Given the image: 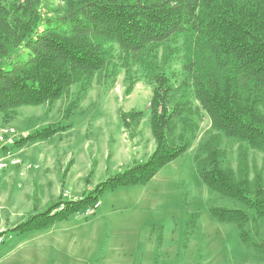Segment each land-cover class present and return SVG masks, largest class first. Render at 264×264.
<instances>
[{
	"label": "trees",
	"instance_id": "trees-1",
	"mask_svg": "<svg viewBox=\"0 0 264 264\" xmlns=\"http://www.w3.org/2000/svg\"><path fill=\"white\" fill-rule=\"evenodd\" d=\"M60 1L65 10L48 16L44 0H0V115L21 106L53 105L80 84L77 100L69 105L75 108L96 73L111 65L119 49L127 74L138 65L153 84L150 126L155 149L146 161L132 163L83 197H61L7 232L48 227L93 207L104 191L146 184L191 147L200 111L211 124L195 154L204 183L254 209L257 218L264 217V172L250 162L247 152L248 148L264 154V0ZM181 39L186 77L176 88L177 75L163 71L157 60L160 48L171 51ZM179 89L183 90L177 98ZM143 116L142 111L122 113L125 128ZM179 124L189 131L188 138L178 134ZM65 129L52 125L14 146L48 139ZM224 140L239 144L236 169L221 166ZM211 213L241 228L249 221L238 209L212 208Z\"/></svg>",
	"mask_w": 264,
	"mask_h": 264
},
{
	"label": "rangeland",
	"instance_id": "rangeland-1",
	"mask_svg": "<svg viewBox=\"0 0 264 264\" xmlns=\"http://www.w3.org/2000/svg\"><path fill=\"white\" fill-rule=\"evenodd\" d=\"M44 6V13L48 16L58 15L66 8V4L60 0H44ZM115 53L111 65L96 73L88 91L81 96L75 108L70 109L69 105L77 100L80 84H75L69 94L62 96L53 105L44 103L21 106L7 116L0 115V132L3 129L12 130L0 141V146L14 134L18 141L43 128L67 124L74 127L67 126L68 129L53 135L56 138L48 143L50 147L55 143L58 149H63L61 146L65 141L68 145L73 141V148H80L88 138L90 151L97 145L98 156H101L102 142L106 140L111 144L116 141L124 145L134 142L136 138L145 142L147 138L144 130L138 136L136 133L140 124L151 131L150 101L153 84L145 70L138 65H132L131 72L127 74L128 68L119 58L121 52L116 49ZM184 60L182 39L180 43L173 44L171 51L159 49L157 63L163 71L177 75L176 88L186 77ZM131 80L135 81L133 85L130 84ZM130 85L132 91L127 94L126 89ZM183 89L178 90L177 98ZM138 111L144 113L141 120L132 122L130 129L125 128L122 113ZM193 118L196 116L193 115ZM197 118L198 128L191 147L143 184H150L144 193L150 196L149 202L154 205L148 209L135 210L143 214L137 221L129 218L138 225L137 236L144 239L138 246L140 250L137 257H144L143 262L147 264H264V217L257 218L254 209L212 190L202 179L195 154L200 152L202 144L207 140L211 124L202 111ZM82 123L86 125L84 129ZM182 129V124H179L178 134L188 138L189 131ZM151 137L154 139L153 135ZM222 148L225 156L221 159V166L236 169L239 144L224 140ZM247 152L250 162L253 161L257 169H263L264 172V154L248 148ZM148 157L142 161L134 159L132 163L144 162ZM93 180H96L95 176ZM116 189L104 191L100 196L106 219L126 217L132 212L129 205L121 200L122 193L113 192ZM113 206L115 209L111 213L110 208ZM212 208L242 210L248 215L249 221L241 228L235 221L218 220L212 215Z\"/></svg>",
	"mask_w": 264,
	"mask_h": 264
},
{
	"label": "crops",
	"instance_id": "crops-1",
	"mask_svg": "<svg viewBox=\"0 0 264 264\" xmlns=\"http://www.w3.org/2000/svg\"><path fill=\"white\" fill-rule=\"evenodd\" d=\"M82 126L86 127L83 123ZM144 126L140 124L136 134L144 130L145 142L136 138L124 145L116 141L111 144L105 139L101 156L97 145L90 151L88 138L75 149L73 141L69 145L65 141L63 149H58L55 143L50 147L48 143L55 136L20 147L2 144L0 156L8 162V167L0 175V233L4 238L0 242V264H147L144 257H137L138 246L144 239L137 236L138 225L129 218L137 221L143 214L135 210L154 205L144 193L150 184L123 186L113 191L122 193L121 200L129 205L132 212L126 217L104 218L101 198L100 206L91 216L78 212L42 229L7 232L46 210L63 192V199H77L108 176L125 169L134 159L145 160L155 149V141L152 132ZM14 158L21 163L12 164ZM114 209V206L110 208V212Z\"/></svg>",
	"mask_w": 264,
	"mask_h": 264
},
{
	"label": "built area",
	"instance_id": "built-area-1",
	"mask_svg": "<svg viewBox=\"0 0 264 264\" xmlns=\"http://www.w3.org/2000/svg\"><path fill=\"white\" fill-rule=\"evenodd\" d=\"M10 129H3L1 132H0V141H3L4 140V137L6 135H8L7 133H9ZM16 134H14L13 136L9 137L7 140V142H2V144L4 143H9V144H14V142L16 141L17 138H14ZM19 136V135H17ZM16 136V137H17ZM20 138V137H19ZM1 144V145H2ZM3 150V148L1 147L0 148V152ZM12 164H15V165H19L21 163V161H19L18 159H14L11 161ZM8 167V162L5 160V158L0 157V173L4 172L5 169ZM100 206V201H97L96 204L93 206V207H89L88 209H86L85 211H83V215L85 216H91L93 213H95V211L97 210V208ZM4 238L3 237H0V242H3Z\"/></svg>",
	"mask_w": 264,
	"mask_h": 264
}]
</instances>
